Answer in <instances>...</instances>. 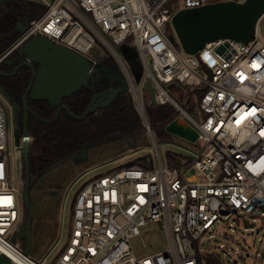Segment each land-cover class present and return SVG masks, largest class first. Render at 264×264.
I'll list each match as a JSON object with an SVG mask.
<instances>
[{
	"label": "built area",
	"instance_id": "obj_1",
	"mask_svg": "<svg viewBox=\"0 0 264 264\" xmlns=\"http://www.w3.org/2000/svg\"><path fill=\"white\" fill-rule=\"evenodd\" d=\"M35 1L46 10L0 52V62L38 34L88 58L95 73L104 66L102 57L91 53L93 46H106L105 54L116 64L107 69L124 76L156 149L157 166L151 155H144L147 165L131 161L85 180L72 203L64 244L49 263V251L36 260L13 240L24 221L21 189L12 178L24 137L17 142L16 133H9L0 102V255L11 264H199L196 243L216 222L238 213L264 217V12L246 43L215 39L186 53L179 40L176 45L174 35L167 34L173 15L229 0ZM122 44L135 51L137 81L119 48ZM146 84L153 87V105L150 95L148 104L144 100ZM166 103L175 110L171 121H184L197 133L194 150L175 166L163 165L146 114L147 106ZM188 103L192 112L185 108ZM149 223L164 230L166 245L154 253L136 254L130 239ZM1 246L23 263L8 257Z\"/></svg>",
	"mask_w": 264,
	"mask_h": 264
},
{
	"label": "rangeland",
	"instance_id": "obj_2",
	"mask_svg": "<svg viewBox=\"0 0 264 264\" xmlns=\"http://www.w3.org/2000/svg\"><path fill=\"white\" fill-rule=\"evenodd\" d=\"M76 3V0H72ZM167 34H173L175 44L178 45L176 32L171 24L167 26ZM260 34L264 39V23L260 26ZM123 51L125 45H120ZM106 46H93L91 53L94 56H107ZM136 81V74L133 73ZM178 90V88H177ZM182 91V90H180ZM146 104L149 103V93H143ZM0 102L7 113V128L14 139L20 142L21 134L17 133L16 112L13 102L0 90ZM185 108L192 112V105L188 103ZM154 138L161 155L164 166L167 165V152L179 153L184 159L190 155L188 151L194 150V143L183 137L154 129ZM32 138L30 139V143ZM134 147L129 153L128 147ZM144 155H151L154 166H157V154L154 144L146 132H143L136 141L115 140L92 146L57 163L42 175L34 178L30 176V189L28 200L32 209L29 235L19 236L21 247L28 255L36 260L43 258L48 252L46 262L49 263L64 244L70 224L72 203L75 194L82 183L91 176L114 170L126 165ZM13 168V182L19 185L21 192L25 186L26 166L19 154ZM23 203V220L27 219ZM57 240V241H56ZM57 242V245L52 244ZM133 251L139 255H146L161 250L166 245L164 230L157 223H149L140 228V233L130 239ZM51 248V249H50ZM196 248L200 254L201 264H209L207 256L212 255L220 264H264V217H252L248 214L238 213L227 220H219L214 229L206 232L199 238ZM0 264H10L0 258Z\"/></svg>",
	"mask_w": 264,
	"mask_h": 264
},
{
	"label": "water",
	"instance_id": "obj_3",
	"mask_svg": "<svg viewBox=\"0 0 264 264\" xmlns=\"http://www.w3.org/2000/svg\"><path fill=\"white\" fill-rule=\"evenodd\" d=\"M263 12L264 0L217 1L181 9L173 15L171 23L183 50L186 53H195L205 42L215 39H232L246 43L253 36L256 22ZM17 29L23 33L26 25L23 22H17ZM169 38L173 41L172 35ZM222 50L223 46H220L218 51ZM17 52L24 57L19 66L27 65L31 69L30 83L22 97L24 107L22 158L26 166V180L21 199L22 204L25 202L28 206V216L17 232L19 236H25L30 233L32 217V209L28 200L30 189L28 91L30 90L31 100H46L51 107H56L55 118L62 110H66L72 117L83 119L89 112H95L99 107L109 104L117 94L126 92L127 85L124 76L117 69L108 71L107 68L100 67L97 73H104L109 78L111 87L94 92L84 111L81 114H75L67 104L63 103V99L87 85L88 80L93 76L89 59L75 50L54 43L38 34L21 43L17 47ZM171 86V84L168 85V87ZM145 88L149 91L150 105H153L155 103L153 87L146 84ZM165 130L193 143L197 137L196 131L191 126L177 119L166 124ZM130 164L131 161L126 163V165ZM150 166H152L151 162ZM0 258L10 263L4 256L0 255Z\"/></svg>",
	"mask_w": 264,
	"mask_h": 264
},
{
	"label": "trees",
	"instance_id": "obj_4",
	"mask_svg": "<svg viewBox=\"0 0 264 264\" xmlns=\"http://www.w3.org/2000/svg\"><path fill=\"white\" fill-rule=\"evenodd\" d=\"M45 10L46 5L35 0H0V52L19 36L17 22L26 24L30 19L41 16ZM122 52L132 72L139 79L140 64L135 51L131 47H126ZM100 63L105 68H116L114 59L109 55L103 56ZM27 79L26 69L16 74L12 81H4V84L16 98L19 97V90ZM110 84L104 73L95 72L87 85L64 98L63 103L67 104L73 113L81 114L93 92L102 91ZM29 104L34 113H31L28 119L30 134L33 137L28 162L30 176L34 178L81 150L115 140L136 141L145 132L141 116L135 108L131 94L127 91L117 94L109 104L99 107L95 112H89L83 119L72 117L66 110H62L55 118L56 107H51L46 100H30ZM146 114L152 130H165L166 124L174 118L175 110L166 103L147 106ZM167 156L170 166L181 162L177 152L168 151ZM132 162L147 165L143 156ZM24 214L28 215L26 209ZM197 259L201 264L198 251ZM207 262L220 264L212 255L207 256Z\"/></svg>",
	"mask_w": 264,
	"mask_h": 264
},
{
	"label": "flooded vegetation",
	"instance_id": "obj_5",
	"mask_svg": "<svg viewBox=\"0 0 264 264\" xmlns=\"http://www.w3.org/2000/svg\"><path fill=\"white\" fill-rule=\"evenodd\" d=\"M17 39V38H16ZM15 39V40H16ZM14 40V41H15ZM13 41V42H14ZM12 42V43H13ZM11 43V44H12ZM10 44V45H11ZM9 45V46H10ZM8 46V47H9ZM14 51H17V49L10 52L1 62H0V90L6 95L7 98L11 99L14 105V109L16 112V121H17V133L23 135V127H24V107H23V101L22 97L24 92L26 91L30 79H31V69L27 65H20V63L24 60V57L20 56L19 53H14ZM10 61V63H9ZM19 66V67H18ZM18 67V68H17ZM28 70V79L23 83L22 88L19 90V97L12 96L9 88L4 84V81L10 82L15 77L16 74L20 73L22 70ZM110 69V68H108ZM111 87V84L110 86ZM108 87V88H109ZM107 89V88H106ZM105 90V89H104ZM103 91V90H102ZM95 92V91H94ZM93 92V93H94ZM100 92V91H99ZM30 90L27 93V104L29 106V110L27 113V129L29 132V136L33 139V137L30 134V126L28 125V119L29 115L33 112L31 106H30V98H29ZM2 104V103H1ZM3 105V104H2ZM4 107V105H3ZM5 108V107H4ZM31 144V143H30Z\"/></svg>",
	"mask_w": 264,
	"mask_h": 264
},
{
	"label": "bare ground",
	"instance_id": "obj_6",
	"mask_svg": "<svg viewBox=\"0 0 264 264\" xmlns=\"http://www.w3.org/2000/svg\"><path fill=\"white\" fill-rule=\"evenodd\" d=\"M8 245H10L11 247H12V245L11 244H9V243H7ZM1 249L5 252V254L8 256V257H10V258H12V259H15V260H17V261H20V262H22L20 259H18V257L10 250V249H7V248H5V247H3V246H1ZM28 257V256H27ZM23 263V262H22ZM24 264V263H23Z\"/></svg>",
	"mask_w": 264,
	"mask_h": 264
}]
</instances>
